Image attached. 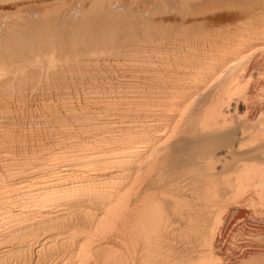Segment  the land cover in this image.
Segmentation results:
<instances>
[{"label":"bare ground","instance_id":"obj_1","mask_svg":"<svg viewBox=\"0 0 264 264\" xmlns=\"http://www.w3.org/2000/svg\"><path fill=\"white\" fill-rule=\"evenodd\" d=\"M263 226L264 0H0V264H264Z\"/></svg>","mask_w":264,"mask_h":264},{"label":"rangeland","instance_id":"obj_2","mask_svg":"<svg viewBox=\"0 0 264 264\" xmlns=\"http://www.w3.org/2000/svg\"><path fill=\"white\" fill-rule=\"evenodd\" d=\"M7 9H9V10H11L10 8H7ZM38 101H32L31 100V102L30 101H28L26 104H24L23 106H25L24 108H25V112H24V119L25 118H27V119H29V117L30 116H28V115H30L31 113H29V112H31V111H29V109L31 110V109H35L34 111L32 110V112H33V114H41L40 113V111L38 112L37 110L39 109L40 110V108H38L37 109V105H36V103H37ZM37 106V107H36ZM32 107V108H31ZM27 108H29V109H27ZM35 112V113H34ZM26 116V117H25ZM26 126V131H25V129L22 131V132H34V130L35 129H37V130H35V132H39L40 130H43L44 129V125L43 124H41V123H39V124H36L35 125V127H33V128H28V125L27 124H25ZM40 125V126H39ZM40 128V129H39ZM42 128V129H41ZM34 129V130H33ZM39 130V131H38ZM192 186V185H191ZM255 221H248V222H246L245 223V225H243V227L242 226H240V228H239V232H235V233H233V234H227V233H223L222 232V234H225V235H222V239H225L226 241L224 242H222L221 244H224L225 246L224 247H230V249H233L235 252H239L241 249H242V247H249V244H252V245H256L257 243H259L258 242V240L260 239V237H258L257 235H255L256 233H254L253 232V227L255 226V223H254ZM249 223H250V225H249ZM254 224V225H253ZM263 228H264V226H263ZM241 229V230H240ZM252 230V231H251ZM254 233V234H253ZM248 234H249V236L252 234V235H254V236H252L251 235V237H249L248 236ZM228 235H229V237H228ZM225 236H227L228 238L226 239V237ZM240 237V238H239ZM249 237V238H248ZM232 238V239H231ZM253 238H255V239H253L254 240V242H253V240L252 239ZM257 238V239H256ZM259 238V239H258ZM245 239V240H244ZM249 239V240H248ZM252 240V241H251ZM251 241V242H250ZM243 242V243H242ZM249 244H248V243ZM256 242V243H255ZM240 243H242V244H240ZM254 243V244H253ZM248 244V245H247ZM184 245V246H183ZM183 245H181V244H178V246L180 247L179 248V250L180 249H182V248H184V247H187L188 248V250L189 251H194V254L196 255V254H198V253H200L201 251L202 252H204L207 248H206V246L204 245V244H202L201 242H195V243H191V244H189V245H185V244H183ZM243 245V246H242ZM192 247V248H191ZM234 247H237L236 249H237V251L235 250V248ZM221 248V245H219L218 246V249H220ZM239 248H240V250H239ZM253 248V247H252ZM256 251L257 252H254L253 254V256H257V257H259V256H261V255H259L260 254V251L261 250H258V249H256ZM228 252V251H227ZM227 252H224V253H227ZM257 253V254H256ZM263 255V254H262ZM185 256H187L186 254H185ZM189 257V256H188Z\"/></svg>","mask_w":264,"mask_h":264}]
</instances>
